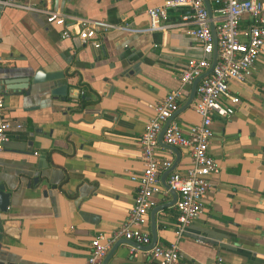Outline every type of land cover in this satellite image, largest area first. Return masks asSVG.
<instances>
[{"label": "crops", "instance_id": "0c3cea01", "mask_svg": "<svg viewBox=\"0 0 264 264\" xmlns=\"http://www.w3.org/2000/svg\"><path fill=\"white\" fill-rule=\"evenodd\" d=\"M165 1L17 0L140 28L150 24L147 9ZM189 19L187 7L168 9L165 30L109 31L95 48L62 38L43 12L0 4L3 116L12 125L0 151V184L10 193L7 209L0 210V264H85L91 240L101 236L104 242L125 221L137 188L132 175L143 169L139 140L145 125L155 104L179 87L187 59L201 55L187 33ZM247 24L243 18L240 27ZM38 68L63 72L66 100L26 82ZM229 88L239 102L233 114L213 117L209 152L219 171L209 177L201 213L178 241L183 264H215L218 257L229 264H264V55L247 80L231 81ZM194 101L171 121L185 135L199 121ZM175 147L177 155L162 139L155 156L170 159L171 166L176 161L173 171L184 172L190 152ZM161 186L167 191L154 196L144 227L150 242L116 238L100 264H158L149 248L151 211L160 208L155 245L175 240L177 217L175 203L166 206L169 190Z\"/></svg>", "mask_w": 264, "mask_h": 264}, {"label": "built area", "instance_id": "2783aa9c", "mask_svg": "<svg viewBox=\"0 0 264 264\" xmlns=\"http://www.w3.org/2000/svg\"><path fill=\"white\" fill-rule=\"evenodd\" d=\"M209 1L212 18L208 16L203 0H166L162 6L147 9L150 24L147 28H140L126 22L113 23L104 19L68 16L49 8L18 3L17 0H0L2 5L45 13L46 21L60 28L62 38H76L95 48L100 47V38L109 31L127 34L163 31L168 27L165 23L168 9L184 6L189 9V23L192 25L187 33L201 46V55L188 58L186 66L178 73L179 87L168 91L155 104L154 113L145 125L139 140L143 169L141 174L132 175L137 183L133 206L112 237L106 238L104 242L101 236L91 240L85 264H100L116 238L124 237L142 244L150 242L149 233L144 230L147 213L155 206L154 196L167 191L161 186L160 170H167L171 166L170 159L159 161L155 156L158 136L164 122L177 109L185 86L210 66L213 52L212 21L216 30L218 59L212 71L196 85L193 109L199 115V121L189 128L187 135L178 125L171 123L163 134V140L168 145L189 150L191 165L184 172L172 171L167 179L169 188L177 193L175 240L166 247L155 245L150 251L159 260L158 264H183L178 241L187 232L193 219L201 213L203 198L210 185L209 177L219 171L216 160L209 152L213 117L225 118L234 113L239 98L231 93L230 82L247 80L257 58L264 55V0ZM243 18L248 20V24L241 28ZM3 97L4 91L0 85V151L8 140L7 131L12 126L3 116ZM196 241L203 242L201 239ZM215 264L229 263L218 257Z\"/></svg>", "mask_w": 264, "mask_h": 264}, {"label": "water", "instance_id": "95a60500", "mask_svg": "<svg viewBox=\"0 0 264 264\" xmlns=\"http://www.w3.org/2000/svg\"><path fill=\"white\" fill-rule=\"evenodd\" d=\"M204 5L207 10V14L210 18H212V7L210 4L209 0H203ZM210 30L212 33L213 37V52H212V59L210 66L208 69L202 73L200 76L196 77L191 85V90L190 93L185 100V102L179 106L173 113L170 115V117L167 118V120L164 122L163 127L159 133L158 136V141L163 139V134L169 124L171 123L173 117L179 113L180 111L184 110L185 108L189 107V105L192 103L194 96H195V90H196V85L198 82L206 75H208L213 67L215 66L217 59H218V49H217V38H216V30L213 22L211 21L210 23ZM64 78V74L62 71H45L42 68L36 69V71L33 72V74L29 75L27 77V83L30 82L32 85H42L45 88V91L53 96H59L62 100H66L68 98V85L66 83H60V80ZM83 98V96H81ZM9 130V129H8ZM5 144V143H4ZM4 146V145H3ZM167 148L171 149L176 155V147L172 145L167 144ZM176 166V161L174 164L166 170L162 177H161V183L162 185L169 190L171 196H172V201L170 203H167L169 205H173L175 201L177 200V193L175 190L170 189L169 185L167 183V177L168 175L174 170ZM9 197L10 193L8 191H5L4 187L2 184H0V210L5 211L9 205ZM160 210L159 207H154L153 210L151 211L150 214V223H151V233H152V239H151V245L149 248H152L155 246L157 240H156V230H155V214L156 212ZM130 242H133V240H129ZM110 254L109 253L104 257L103 261L107 258V256Z\"/></svg>", "mask_w": 264, "mask_h": 264}, {"label": "trees", "instance_id": "16d2710c", "mask_svg": "<svg viewBox=\"0 0 264 264\" xmlns=\"http://www.w3.org/2000/svg\"><path fill=\"white\" fill-rule=\"evenodd\" d=\"M84 105L86 104V102L83 100V102H82Z\"/></svg>", "mask_w": 264, "mask_h": 264}]
</instances>
